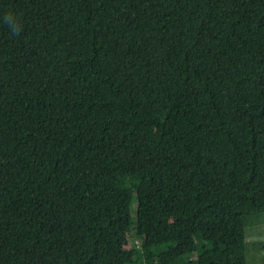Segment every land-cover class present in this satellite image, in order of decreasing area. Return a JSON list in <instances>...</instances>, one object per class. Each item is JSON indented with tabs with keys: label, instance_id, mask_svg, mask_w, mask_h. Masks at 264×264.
I'll list each match as a JSON object with an SVG mask.
<instances>
[{
	"label": "trees",
	"instance_id": "1",
	"mask_svg": "<svg viewBox=\"0 0 264 264\" xmlns=\"http://www.w3.org/2000/svg\"><path fill=\"white\" fill-rule=\"evenodd\" d=\"M261 212L264 0H0V264H247Z\"/></svg>",
	"mask_w": 264,
	"mask_h": 264
},
{
	"label": "rangeland",
	"instance_id": "2",
	"mask_svg": "<svg viewBox=\"0 0 264 264\" xmlns=\"http://www.w3.org/2000/svg\"><path fill=\"white\" fill-rule=\"evenodd\" d=\"M166 139V137L164 136ZM147 205L137 202L135 212L145 216ZM134 243L139 247L140 242L134 238ZM246 254L247 264H264V212L251 215L246 225Z\"/></svg>",
	"mask_w": 264,
	"mask_h": 264
}]
</instances>
